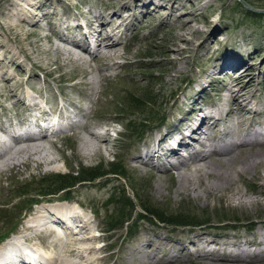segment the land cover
<instances>
[{
  "label": "rangeland",
  "instance_id": "1",
  "mask_svg": "<svg viewBox=\"0 0 264 264\" xmlns=\"http://www.w3.org/2000/svg\"><path fill=\"white\" fill-rule=\"evenodd\" d=\"M149 1L34 0L36 4H43L35 17L40 20L39 35H27V30L31 29L29 26H24L25 31L18 35L8 25L7 10L11 8L10 3L19 0H0V44L11 48L25 69L23 74L12 71L13 85L19 87V95H31L29 86L33 85L38 89L35 94L40 92L43 99H48V110L53 108V98L63 105L73 102L85 110L82 122L92 126L107 140L102 156L90 158L82 149L83 132L74 135L81 129L54 132L50 135L53 146L45 145V153L36 156L40 160L52 159L54 163L38 169L31 163L30 167L22 165L0 172V237L6 238L0 240V247L12 235L19 234L29 236L28 241L33 242L36 248L44 249V255L58 250L60 244L54 232L49 231L51 228L40 233L24 228L26 220L35 211L43 208L50 210V207L53 210L55 205L51 202L57 200L75 206L92 222L91 235L98 237L92 246L100 249L97 254L100 264H205L204 258L194 254L196 248L191 240L203 237L215 238L219 242H241L255 238L256 232H264V207L242 209L220 199H208L206 203L196 200L194 195L177 198L171 190L176 178L171 181L167 178L174 170L167 167L160 171L152 168L140 171L131 167L127 155L130 151L132 153L134 145L153 143L156 136L168 130L180 113L188 109L192 100L201 97L200 89L206 88L207 94L204 92L203 95L205 102L218 104V93L224 94L223 89L220 83L211 86L210 81L218 75L221 81L231 82L230 74L246 70L244 65L238 69L231 67L240 59L247 63V67L251 66L250 72H244L249 73L247 76L253 80L247 96L254 106L264 108V13L248 11L244 4L240 5L241 0H171L175 1L173 9H157L154 19L143 20L145 12L138 9L126 22L118 20L120 25L113 39H118L119 48L117 57L110 61L101 63L96 59L85 68L66 66L60 72L63 60L58 54L46 51L50 45L42 37L51 34L52 26L59 32L62 20H66L67 25L68 19L78 17L88 21L91 19L88 12L91 11L104 15L121 13L123 6L132 7L133 3L142 5ZM154 1L160 3L164 0ZM246 1L252 9L264 11V0ZM20 2L22 4V0ZM23 3L29 8L26 1ZM151 7H154L152 3L149 9ZM51 12L55 15L40 18L42 14ZM26 13L29 14L27 10ZM74 33L80 38V32ZM85 56L93 58L92 54ZM0 59H3V67L10 66L9 58L4 57L1 49ZM102 64L115 65V71H106L112 74L110 77H96L99 70H103ZM221 66L223 74H220ZM90 72L93 79L88 75ZM249 77L243 81L246 82ZM87 81L89 84L85 85ZM4 95L8 96V93L0 92V114L4 121L15 119L21 115L22 109L16 108L13 101L2 99ZM72 111H75L74 108ZM109 114L123 118L98 127V123L104 122ZM255 119L259 118H252V115L248 118L252 123ZM105 132L107 135H104ZM215 156L218 155H212ZM158 173L162 182L157 180ZM96 174L98 178L78 183V180H88ZM248 182H240V190L252 192L255 187ZM60 188L67 189L55 193ZM133 189L147 201L149 213L162 215V223L141 209ZM128 215L130 221L122 224ZM177 218L196 221L197 224H170ZM156 237L162 239L157 241L160 245L145 248L146 240ZM173 240L180 243H171ZM183 246L185 249L180 252ZM213 247L216 246L209 249ZM224 249L221 248V251ZM249 257L245 261L219 258L212 262L264 264V257Z\"/></svg>",
  "mask_w": 264,
  "mask_h": 264
},
{
  "label": "bare ground",
  "instance_id": "2",
  "mask_svg": "<svg viewBox=\"0 0 264 264\" xmlns=\"http://www.w3.org/2000/svg\"><path fill=\"white\" fill-rule=\"evenodd\" d=\"M20 1L14 4L10 3L11 8L7 10V17L10 20L9 27L19 35L25 31L24 26H29L31 29L27 30V35H39L40 20L35 17L43 4H36L34 0H22L21 4ZM24 1L27 2L29 8L23 3ZM174 2L164 0L159 3L150 0L142 5L133 3L132 7L124 4L126 6H123L124 10L121 13L109 15L96 14L91 11L88 12L91 17L88 21L78 17L75 20L68 19L67 25L66 20H62L63 26L59 27V32L52 26L51 34L44 35L42 39L50 45L46 51L58 54L63 60L64 63L59 66L60 72L66 66L85 68L91 62H96V59L104 63L117 57L119 42L113 37L120 25L117 24L118 20L121 19V23L126 22L138 9L145 12L143 20L154 19L157 9L166 7L172 10ZM150 3L154 7L149 9ZM12 8L16 11H13ZM26 10L29 14L26 13ZM123 14H126L125 17H122ZM51 15H55V13L42 14L40 18L46 19ZM28 17L35 20H30ZM109 26L111 29L108 30ZM74 32H80V38H77ZM69 33L72 35H68ZM0 49L3 51L4 57H8L10 61V66L5 68L1 64L3 59H0V83H2L0 92L8 93V96L4 95L1 98L5 101H13L16 108L22 109L21 115L16 116L15 119L8 118L7 121H4L0 114V172L22 165L30 167L31 163H34L35 169L54 163L52 159L42 158L40 160L36 159V156L45 153V145L53 146L50 135L66 129H81L80 132H74V135H80L83 132L81 142L86 156L90 158L97 157V155L102 156V150L107 146V140L102 134L95 132L92 126L82 122L85 110L73 102L63 105L57 98L56 100L52 99L53 108L48 110L46 109L49 105L48 99H43L40 92L35 94L34 92L38 89L32 87L33 85L29 86L31 95H19V87L13 85L12 71L23 74L25 70L23 64L18 61L17 54L5 44H0ZM85 54H92L93 58L87 59ZM235 62L232 64L235 65L231 66L232 68L238 69L244 65L246 66L244 72H250L251 66L247 67L246 62L241 59ZM102 66L103 70H99L96 77H110L112 74L106 71L111 70L112 72L115 65L102 64ZM221 67L220 74H223L224 69L223 66ZM244 72L230 74L231 82L229 83L221 81L218 75L212 78L210 85L214 86L220 83L224 92L222 95L218 93V104L205 102L203 95L204 92L205 95L207 94L206 88L200 89L201 97L193 99L188 109L180 113L177 121L169 125L168 130L156 136L153 143L146 142L144 146L134 145L132 153L130 151L127 154L128 160L132 163L131 167L140 171H150L151 168L160 171L167 167L174 170L168 174L167 178L170 181L174 179L173 177L176 178V184L171 190L179 198L194 195L196 200L206 201V203L208 199H220L242 209L264 207V108H258L257 105L255 107L250 97L247 96V90L252 86L253 80L252 77L247 76L249 73ZM62 75L64 76V74ZM88 75H91V79H93L91 72ZM247 77L249 79L244 82V78ZM88 84L89 81L85 83V85ZM262 101H264V95ZM73 108L75 111H72ZM250 115L252 118L259 119H255L252 123L248 120ZM121 118L123 116L114 117L109 114L105 116V121L98 123L97 126L103 127ZM149 123H152L151 120ZM136 126L139 127V125ZM104 135H107V132ZM214 154L218 156L212 157ZM160 177L161 174L158 173L157 180L159 182L161 181ZM247 180L250 181L249 185L255 187L254 192L240 190L238 184L243 181L247 182ZM51 203L55 205L53 210H51L52 207H48L50 210L43 208L35 211L33 216L26 220L24 228L34 233L51 228L49 231L54 232L55 235H53L60 244L58 250L50 255H44V249L36 248L33 242L28 241L29 236L12 235L13 237L0 247V264H80V262L100 264V258L97 256L100 249L92 246L98 240L96 235H91L92 222L83 216L84 213L80 214L78 212L80 210L77 211L75 206L72 207L65 201L57 200ZM182 220L184 219L180 221L183 222ZM255 234V238L240 240L241 242H219L215 238L206 239L203 237L190 242L196 248L194 254L204 258L205 264H216L212 260L219 258L231 259L235 262L245 261L250 258V255L264 257V232ZM5 239L0 237V240ZM160 239L159 237L148 238L145 248L159 246L160 243L157 241ZM173 242L178 241L173 240L171 243ZM47 245L46 248H48ZM179 245L182 246V244ZM210 246L216 247L209 249ZM221 248L225 249L221 251ZM252 248L254 250H251ZM184 249L183 246L180 252ZM226 249L232 251L227 252ZM76 256L79 259H71Z\"/></svg>",
  "mask_w": 264,
  "mask_h": 264
},
{
  "label": "trees",
  "instance_id": "3",
  "mask_svg": "<svg viewBox=\"0 0 264 264\" xmlns=\"http://www.w3.org/2000/svg\"><path fill=\"white\" fill-rule=\"evenodd\" d=\"M246 3H248L246 0H244ZM249 5H251L250 3H248ZM240 5H243V3H240ZM113 172H114V170H113ZM115 174V173H114ZM99 177V175H95V177H91L90 179H88V180H86L85 178L84 179H81V180H78V183H83V182H87V181H92V180H94V179H96V178H98ZM67 188H60V189H58L55 193H58V192H65V190H66ZM134 190V195H135V198H136V200L139 202V204H140V206H141V209L147 214V215H149V216H152L153 218H155L158 222H161L162 223V220L164 221V219H162V215L161 214H158V213H149V211H148V208L146 207V205H147V201H145L144 200V198L143 197H141V196H139L136 192V190L135 189H133ZM51 194H53V193H51ZM132 212H133V210H132ZM129 218H130V216L128 215V216H126L125 218H124V220L125 221H123V223L122 224H126V223H128L130 220H129ZM181 218H177V219H175V220H173V221H170V224H173V223H175V225H191V224H197V222H195V221H189L188 222V220H183V221H186V223H182L181 221ZM188 222V223H187ZM195 224V225H196Z\"/></svg>",
  "mask_w": 264,
  "mask_h": 264
},
{
  "label": "water",
  "instance_id": "4",
  "mask_svg": "<svg viewBox=\"0 0 264 264\" xmlns=\"http://www.w3.org/2000/svg\"><path fill=\"white\" fill-rule=\"evenodd\" d=\"M241 2L244 4L245 9H247L248 11L255 12V13H264L263 10H254V9H252L250 7V5L247 4L244 0H241Z\"/></svg>",
  "mask_w": 264,
  "mask_h": 264
}]
</instances>
